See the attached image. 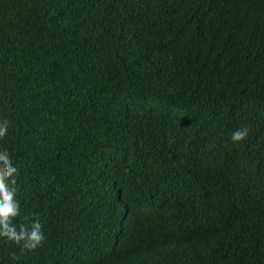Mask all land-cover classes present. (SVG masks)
<instances>
[{
    "label": "trees",
    "instance_id": "trees-1",
    "mask_svg": "<svg viewBox=\"0 0 264 264\" xmlns=\"http://www.w3.org/2000/svg\"><path fill=\"white\" fill-rule=\"evenodd\" d=\"M4 125L0 264H264V0H0Z\"/></svg>",
    "mask_w": 264,
    "mask_h": 264
},
{
    "label": "clouds",
    "instance_id": "clouds-1",
    "mask_svg": "<svg viewBox=\"0 0 264 264\" xmlns=\"http://www.w3.org/2000/svg\"><path fill=\"white\" fill-rule=\"evenodd\" d=\"M10 129L7 125L0 127V144L8 140ZM247 128L236 129L231 134L233 142L243 141L248 135ZM18 168L8 156H0V238H6L17 244L23 242L27 249L36 248L44 239L42 226L37 221L32 223L30 229L24 225L13 224L12 219L19 215V202L14 200L16 193L15 177Z\"/></svg>",
    "mask_w": 264,
    "mask_h": 264
}]
</instances>
